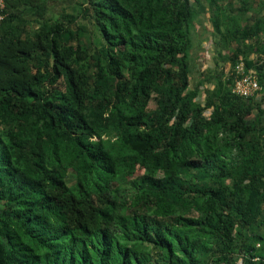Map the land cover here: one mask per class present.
I'll return each instance as SVG.
<instances>
[{
  "label": "trees",
  "instance_id": "1",
  "mask_svg": "<svg viewBox=\"0 0 264 264\" xmlns=\"http://www.w3.org/2000/svg\"><path fill=\"white\" fill-rule=\"evenodd\" d=\"M199 1L4 0L0 264H264V0Z\"/></svg>",
  "mask_w": 264,
  "mask_h": 264
},
{
  "label": "built area",
  "instance_id": "2",
  "mask_svg": "<svg viewBox=\"0 0 264 264\" xmlns=\"http://www.w3.org/2000/svg\"><path fill=\"white\" fill-rule=\"evenodd\" d=\"M4 0H0V25L4 17L6 16ZM235 75L232 85V92L243 98H249L255 96L261 89L257 76L252 70H245L243 62H239L235 65ZM258 98L259 95H256Z\"/></svg>",
  "mask_w": 264,
  "mask_h": 264
},
{
  "label": "rangeland",
  "instance_id": "3",
  "mask_svg": "<svg viewBox=\"0 0 264 264\" xmlns=\"http://www.w3.org/2000/svg\"><path fill=\"white\" fill-rule=\"evenodd\" d=\"M193 3H194V0H191ZM75 2H76V4L78 5V4H80V2H82V0H75ZM75 4V8H76V5ZM198 4H196V6H197ZM54 13H56V12H54ZM54 13H53V15H54ZM197 25H196V29H197V31H198V34H199V32H201V27L204 25H207L208 23H206V20L205 21H203V20H200L199 21V19H198V21H197V23H196ZM201 26V27H200ZM200 30V31H199ZM203 31V30H202ZM210 46H211V41H208V40H203L202 42H197V44L195 45V49L192 51L193 52V55H192V58L193 57H195V58H197V54H199L202 50H198V48H205V50H206V55H205V58L203 59V61H202V59L201 60H199L200 62H201V64H197L196 66H195V62H194V60H195V58H194V60H193V62H192V67H191V85H194V84H196V81H197V78H198V75H197V73H198V71L202 68V67H205L206 65H211V67L213 66V63H212V56H213V53H212V51H210L211 50V48H210ZM204 56V55H203ZM222 67H223V69H224V72L225 73H229V70H228V68H229V63H225V64H223L222 65ZM259 98V97H258ZM262 105L264 106V99L262 100ZM209 112V110H207L205 113L207 114ZM263 119H264V116H263ZM141 173V169H137L136 170V172H135V175H138V174H140ZM237 264H241V262L240 261H237Z\"/></svg>",
  "mask_w": 264,
  "mask_h": 264
},
{
  "label": "crops",
  "instance_id": "4",
  "mask_svg": "<svg viewBox=\"0 0 264 264\" xmlns=\"http://www.w3.org/2000/svg\"><path fill=\"white\" fill-rule=\"evenodd\" d=\"M75 4H76L75 0H47L48 14L49 15H53L54 12H56L54 14H59L63 10L73 11L75 9ZM197 4L198 5L196 7H197V10H198V13H199V15L197 17V21H198V19H199V21L200 20H203V21L206 20V23H208V24L205 25V26L209 27L210 25H209V22H208L207 4H206L205 0H200L199 3H197ZM205 26L203 25L202 27H205ZM202 27L200 29L201 32H202V29H203ZM201 32H199V33H201ZM210 48H211V46H210ZM198 50H202V51L199 54H197V58H195V57L192 58L193 52L191 54V59H190L191 66L190 67H192V62H193L194 58H195V60H194L195 66L197 64H201V62L199 60L202 59V61H203V59L205 58V55H206L205 48L201 47V48H198ZM203 52H204V56L202 55Z\"/></svg>",
  "mask_w": 264,
  "mask_h": 264
}]
</instances>
